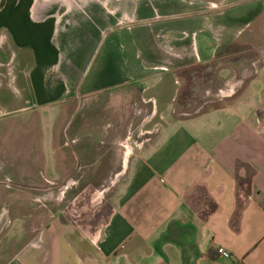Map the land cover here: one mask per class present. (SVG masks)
Returning <instances> with one entry per match:
<instances>
[{
    "label": "crops",
    "instance_id": "0c3cea01",
    "mask_svg": "<svg viewBox=\"0 0 264 264\" xmlns=\"http://www.w3.org/2000/svg\"><path fill=\"white\" fill-rule=\"evenodd\" d=\"M0 30L25 109L53 124L92 99L94 117L118 118L109 131L78 125L69 143L47 124L44 149L4 163L0 264H264V0H0ZM195 69L200 95L226 91L218 105H196L192 82L182 97ZM134 115L155 133L123 158L111 140ZM66 180L85 182L86 221L38 203Z\"/></svg>",
    "mask_w": 264,
    "mask_h": 264
},
{
    "label": "rangeland",
    "instance_id": "374dc122",
    "mask_svg": "<svg viewBox=\"0 0 264 264\" xmlns=\"http://www.w3.org/2000/svg\"><path fill=\"white\" fill-rule=\"evenodd\" d=\"M178 18L179 17H171L167 18V20L175 21V19ZM10 46L11 43L9 42V39L5 37L4 31L0 30V114L3 116L0 117L1 167L4 165V163H6L7 161H13L14 158L16 159V157H18L19 159L23 158L25 154L22 155V153H20L21 151L32 150L34 152L35 150H37L39 153L40 149H44L46 143L44 128L45 125L48 124V121L44 116L45 114H42L45 108L39 107V109H25L29 102H25L22 100L23 92L21 90L20 80L18 79L17 69L15 67L16 64L12 61L14 53L11 52ZM2 53H5L6 58H3ZM224 60L228 59L224 58ZM7 62V65L3 64ZM223 65L228 64L224 61ZM204 75L205 73L201 69H195L192 72H185L181 77L183 91L185 90L182 97L187 96L186 90H188L190 93L189 84L190 82H192V85L194 83V87L196 88L195 91L192 92V99L196 102V105L198 104L204 109H209L220 103L218 102V98L225 94L226 91L223 90L217 91L213 94H211L210 92L207 95H200V93L196 91L198 90V86L196 84H199L204 80ZM211 76L213 79L216 78L215 74H212ZM76 104L78 105L77 109L75 110L76 112L71 115V111L72 109H74V106H76ZM12 105H16V107L21 106V108L23 109L20 108L15 113H12ZM64 106L68 109L65 110L60 116L55 117L53 124H48L49 126H53L55 128L54 132H52L51 134L52 137H54L55 142H58V136L60 134V130L62 129V133L65 135L64 139L67 143H69L72 141L71 132L78 128V125L82 127L85 126L87 128L90 125H93L91 123H93V121L96 119L97 123L101 125L104 130L109 131L112 129L115 121L118 119L110 115L102 116L101 118L94 117V102L92 99L85 101L79 98L77 101L65 103ZM51 108L52 107H48V109ZM57 108L60 110L61 106H58ZM96 109H98L99 111V107ZM81 111L84 112L81 113ZM85 112L91 115L87 116V113ZM136 112L138 111L135 110V114ZM126 119H128L126 123L127 136L125 138H122L123 135L116 133L115 135H113L116 139L112 138L113 140H111L114 142L113 146L115 147L116 153L123 158H126V156H128L131 151H134L136 147H138V144H140L142 139H147L155 133V131H153L152 133H142V131H140L142 130L141 120L143 119L141 116L134 115L133 117ZM25 127L26 129H24ZM34 128H38V130ZM1 167L0 173L5 171V167ZM38 171H42L40 162L38 165ZM13 173L14 171L12 170V175ZM74 176H77V174L75 173ZM121 178L122 176L116 174V176L114 175L111 180H108V182H102V186H96V188L93 190L95 194L91 198V204L99 206L102 203L108 201L111 190L114 188V185L117 183V181ZM83 183L85 182L77 180L55 182L52 194L48 196H39L38 203L40 206H45L46 204L45 208H47L48 211L46 212V214L49 216V212L51 210V215L54 219H68L76 223L78 221H86L90 214L84 215L83 212H78L79 202H77L78 198L76 197V193L78 192L79 188L82 187ZM1 223L2 220L0 219V225ZM0 239V245L5 243L7 240V238L2 237L1 234ZM1 247L2 246H0V248ZM4 256L5 253L1 252L0 258H3Z\"/></svg>",
    "mask_w": 264,
    "mask_h": 264
},
{
    "label": "built area",
    "instance_id": "2783aa9c",
    "mask_svg": "<svg viewBox=\"0 0 264 264\" xmlns=\"http://www.w3.org/2000/svg\"><path fill=\"white\" fill-rule=\"evenodd\" d=\"M217 252H218L219 254L226 255V252H225L222 248H218V249H217Z\"/></svg>",
    "mask_w": 264,
    "mask_h": 264
}]
</instances>
